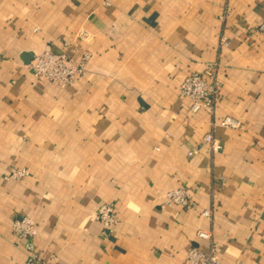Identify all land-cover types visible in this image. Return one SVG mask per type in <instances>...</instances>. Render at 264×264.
Masks as SVG:
<instances>
[{
  "label": "crops",
  "instance_id": "obj_1",
  "mask_svg": "<svg viewBox=\"0 0 264 264\" xmlns=\"http://www.w3.org/2000/svg\"><path fill=\"white\" fill-rule=\"evenodd\" d=\"M262 19L264 0H0V264H23L27 243L51 264H188L191 246L264 264ZM44 50L90 58L61 87L31 72ZM209 64L219 101L191 112L178 87ZM224 116L238 126L213 130L212 153L202 138ZM179 186L191 205L164 204Z\"/></svg>",
  "mask_w": 264,
  "mask_h": 264
},
{
  "label": "built area",
  "instance_id": "obj_2",
  "mask_svg": "<svg viewBox=\"0 0 264 264\" xmlns=\"http://www.w3.org/2000/svg\"><path fill=\"white\" fill-rule=\"evenodd\" d=\"M264 35V19L257 27ZM82 36L85 34L82 32ZM90 58L88 52H83L78 58L71 57L66 52L56 53L44 50L33 57L29 67L37 78L54 82L64 87L72 84L77 76L83 75L85 65ZM180 95L187 97L190 101L191 112L200 110L212 113L220 98V86L216 77V67L206 65L201 71L188 73L178 87ZM237 127L238 122L231 116H224L217 121H212L210 129L203 135V142L207 143L212 153L221 146L219 140L214 137L213 130L217 127ZM198 151L194 148L189 154ZM26 174L25 169H13L10 176L22 177ZM163 202L167 205H179L189 207L191 199L187 190L179 186L166 191L163 195ZM211 210H204L202 215L209 216ZM96 221L101 225L103 232H112L118 222V216L113 204L104 203L98 206ZM12 232L19 241H30L37 232L35 222L28 216H19L12 222ZM197 237L202 240L211 241V234L206 231H198ZM27 255L23 264H51V258H43L38 254L30 243H27ZM188 264H219L214 249L211 246L208 252L201 251L196 246H191L187 251Z\"/></svg>",
  "mask_w": 264,
  "mask_h": 264
}]
</instances>
